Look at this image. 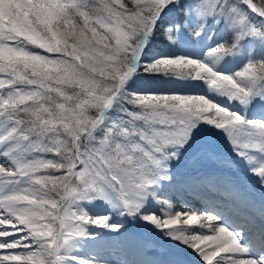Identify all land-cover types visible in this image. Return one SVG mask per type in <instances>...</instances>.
<instances>
[{"label":"snow or ice","instance_id":"obj_1","mask_svg":"<svg viewBox=\"0 0 264 264\" xmlns=\"http://www.w3.org/2000/svg\"><path fill=\"white\" fill-rule=\"evenodd\" d=\"M209 130L264 188V0H0V264H113L125 244L137 264H264V203L248 243L214 205L173 211L176 190L241 194ZM198 142L217 171L176 189Z\"/></svg>","mask_w":264,"mask_h":264},{"label":"bare ground","instance_id":"obj_2","mask_svg":"<svg viewBox=\"0 0 264 264\" xmlns=\"http://www.w3.org/2000/svg\"><path fill=\"white\" fill-rule=\"evenodd\" d=\"M197 168L198 167H193L192 169L186 168L184 171V175L181 177L177 172H175V175L173 176L174 179H173L172 183H173V185H175L176 189H179V186L185 180H187L189 178L198 179L201 175H211L217 171L214 169L212 170L210 168L204 169V170H199ZM225 173L227 174V172H225ZM228 174H230V173H228ZM240 178H239V180H237L238 178L237 179L234 178L235 182L240 186V189H241V194L238 196H235V197L230 196L227 192L217 193V194L204 192L200 196H193L192 194L189 193L190 196H188V198H191V196L194 197L195 202L193 201L194 203H192V205L194 206V210H205V209L206 210H208V209L212 210L211 205H214L215 210H216V208H217V210L221 209V211H217V212L221 215L223 222H225L229 227L233 228L234 230H235V228H234V226H232V223H231L235 219L234 218L235 214L233 215V213H239V217H241L243 215L242 212H239L236 210H242L244 212H247L249 214V217H253V216L259 217V206L262 203H264V197H262V196H264V194L261 196L256 195L255 192H252L249 187H245L243 185V182L240 181L241 180ZM165 187H167V186H165ZM179 193L181 194L180 190H179ZM175 194L177 196V193L175 191H173L171 194V199L174 198ZM177 197L180 198L181 204H189V200L188 201L185 200L180 195H178ZM223 202H225V203H223ZM221 203L224 204L223 207L220 206ZM153 205H155V202H152L151 206L153 207ZM198 205H202V208H198L197 207ZM231 205L235 206L236 210H234V209L232 210V208H230ZM175 206H173V209L178 208V209H176L178 211H180V209L184 208L183 205L176 206V207ZM242 218H243V216L241 217V219ZM243 227H244V231L242 233V236H244V242L248 243L249 241L247 240L245 235L250 234V226L246 223L243 225ZM257 227H258V225H257ZM123 246L126 247L130 251L134 248L135 253H136V256H135L136 258L133 259V260H135V262H133V263L136 264V262L141 259V256L139 255L136 248L130 244H125L122 246L118 245L117 248H119V249L112 251L110 258H112L114 260H120L121 259L122 260L121 264H133L130 261L125 260V258L126 259H128V258L126 256H124L123 253H121ZM256 246H258V245L252 244V245H250V248L254 249V248H256ZM131 254L133 255V253H131ZM252 254H254V253H252ZM121 256H124V257L122 258ZM195 260H196V258L191 259L190 264H195Z\"/></svg>","mask_w":264,"mask_h":264},{"label":"rangeland","instance_id":"obj_3","mask_svg":"<svg viewBox=\"0 0 264 264\" xmlns=\"http://www.w3.org/2000/svg\"><path fill=\"white\" fill-rule=\"evenodd\" d=\"M239 58H230V60H228V63H222L221 66L227 65V64H233L235 65L238 62ZM154 87L151 88H156V87H160L161 83L158 81L154 82ZM163 88V87H160ZM255 115V114H254ZM201 142L203 143H207V144H211V146L213 148L216 149V151L220 154H222L226 159H232L234 161V163L232 164L231 169H224V172L230 173L228 175L232 176L233 178H238L237 180H239V178L241 179L240 181L243 182V185L245 187H249L251 189L252 192H255L256 195H263L264 194V188H261L258 183L256 182V178L253 176V174L251 173V171H249L250 165H247L243 160H241L240 158L235 156V153L232 152L231 149V145L228 143L225 135L219 131L216 130H209L207 131L201 138ZM201 142H198L196 145L193 146L192 149H190L184 156L182 159L179 160H175L172 161L170 164V168L172 170L173 176L175 175V172H177L180 177L184 175V171L186 168H193V167H198L197 169L199 170H204V169H215L214 166L206 164V163H201L199 165H193V163L191 162V155L194 151H196L199 147ZM232 156V157H230ZM239 173V174H238ZM239 175V176H238ZM235 176V177H234ZM238 176V177H237ZM245 183V184H244ZM178 195H184L185 198L188 199V196H190L189 193H185L183 191H180L181 194H178V191H175ZM175 194L174 198L171 199L172 205L173 206H181L183 205L184 208H190L192 210H194V207L191 204H181L180 202V198H178ZM264 197V196H262ZM102 204V202H96V206H89V210L93 211V212H102V208L100 207V205ZM175 206V207H176ZM106 207V206H103ZM153 208H155V210H159V206L157 205H153ZM182 208V209H184ZM178 208L173 209L174 211H178L176 210ZM181 210V209H180ZM138 228V229H137ZM134 230L135 231H142L143 229L136 225L134 226ZM240 229H237V231ZM194 257L190 256L189 260L193 259ZM195 259V258H194ZM113 261V264H120V260H114L111 259Z\"/></svg>","mask_w":264,"mask_h":264},{"label":"trees","instance_id":"obj_4","mask_svg":"<svg viewBox=\"0 0 264 264\" xmlns=\"http://www.w3.org/2000/svg\"><path fill=\"white\" fill-rule=\"evenodd\" d=\"M161 39L162 38H158V40H157V42L159 43L160 41H161ZM189 39V43H188V48L189 49H196V50H199V48L201 47V45L204 43L203 41H198V42H196L195 44H193L192 42H191V38H188ZM228 60H230V58L228 59ZM228 63V62H227ZM237 64V63H236ZM235 64V65H236ZM235 65H233V64H227V65H224V66H221L222 68H232V67H234ZM154 82L155 81H149V80H145L144 81V83L148 86V87H154ZM158 82H160L161 83V85L163 86V88H168V87H172V85L171 84H168V83H163V82H161V81H158ZM158 88V87H157ZM230 157H232V156H230Z\"/></svg>","mask_w":264,"mask_h":264}]
</instances>
